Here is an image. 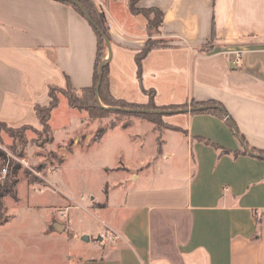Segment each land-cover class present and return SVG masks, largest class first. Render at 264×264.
<instances>
[{
    "label": "crops",
    "instance_id": "1",
    "mask_svg": "<svg viewBox=\"0 0 264 264\" xmlns=\"http://www.w3.org/2000/svg\"><path fill=\"white\" fill-rule=\"evenodd\" d=\"M129 1L96 7L110 44L109 94L137 106L186 107L165 111L161 128L144 119L98 124L85 141H68L35 193L48 201L36 206L42 238L67 248L64 264H264V159L244 149L264 152V0H137V9L162 13L152 39L166 43L146 54L140 76L135 58L149 39L147 19ZM95 30L62 0H0V123L40 130L35 108L49 105L50 87H90ZM191 103H215L224 117L179 112ZM66 111L62 124L87 128L83 112ZM76 148L106 149L98 193L79 199L55 180ZM73 209L96 221L79 233L94 255L68 248L77 237Z\"/></svg>",
    "mask_w": 264,
    "mask_h": 264
},
{
    "label": "rangeland",
    "instance_id": "2",
    "mask_svg": "<svg viewBox=\"0 0 264 264\" xmlns=\"http://www.w3.org/2000/svg\"><path fill=\"white\" fill-rule=\"evenodd\" d=\"M86 1L99 16L100 13L96 8L97 1ZM158 40L154 38L149 42L153 43ZM56 91L64 92L66 87ZM56 94L60 96L58 92ZM62 100L63 105L53 116L50 125L53 142L46 137L42 127L40 130L28 127L13 129L0 125V151L5 154V160H0V264H64L62 255L67 248L54 247L40 234L42 209L36 210V206L48 205V201L46 196L40 197L35 193L42 191L47 185L46 178L60 163L68 141L73 140L79 134H81V140L85 141V138L95 132L98 124L103 127L106 125L130 127L134 121L141 119L140 114H145L147 110L157 112L161 121L166 114L159 108L146 109L144 107L129 108L131 112L109 110L110 113L103 117L90 119L88 114L83 112L85 120L89 121L87 128L84 127L83 130V126L79 129L73 125L62 124L63 120H68V116L65 115L68 113L66 111L68 105L65 99ZM148 143L149 138H147L146 145ZM106 147H108L107 143L104 145V148ZM105 150L85 152L76 148L73 155L66 157L64 166L58 170L55 180L70 198L79 199L81 195L98 193L101 182L98 167L99 163L106 158L103 157ZM9 164L17 167L13 181V190L16 194L10 195L4 193L8 190L6 176ZM37 217L40 218L39 223H37ZM70 217L75 220L74 233L77 236L68 247L71 254H79L84 258L94 255V252L86 250L87 245H82L89 236H83L80 241L79 233L84 230L85 223L96 228L95 219L76 209H73ZM96 239L97 237L93 238L92 244Z\"/></svg>",
    "mask_w": 264,
    "mask_h": 264
},
{
    "label": "trees",
    "instance_id": "3",
    "mask_svg": "<svg viewBox=\"0 0 264 264\" xmlns=\"http://www.w3.org/2000/svg\"><path fill=\"white\" fill-rule=\"evenodd\" d=\"M82 4L87 13L89 14L90 18L92 21L104 32L106 38H108V34L106 31L105 27V22H104V16L100 14L99 16L96 15V12L93 10L92 6L87 3L86 0H75ZM64 4H67L68 6H71L73 9H75L79 14L82 15L81 11L71 2L69 1H62ZM136 2L137 0H130L129 1V7L130 11L133 14H142L146 19H147V30L149 34V39L145 42L144 47L139 51V53L136 55V64H137V69H138V76L141 74V63L143 58L146 56V54L154 48H159V47H165L166 43L163 40H158L156 42L150 43L149 41L153 40L152 37H157L159 36V27L162 22V13L159 10L156 9H151V10H139L136 8ZM95 35L97 38V51H96V58H95V63H94V69H93V83L90 87L83 88L80 90H75L72 88V86L67 82L66 84V91L60 92L56 91L57 87H50L49 88V98H50V103L46 107H40L36 106L35 108V114L41 124V127L43 129V132L45 133L46 137L49 139L52 138V130L49 125V120L51 116V112L57 108L58 103H59V97L56 94L58 92L60 95L65 97L67 104L70 108L75 109L79 112H86L90 119L94 118H100L103 117L105 114L110 113L109 110L102 109L97 102L96 95H95V87L98 82V68L100 63L105 59L106 56V45L101 37V35L95 30ZM98 98L103 107L107 108H120V109H129V108H146V109H155L157 108L154 106L152 103H149L148 106H137L133 104H129L123 101H118L113 99V97L109 94L108 90V65H105L102 68L101 71V79L99 83V89H98ZM152 96V94H150ZM213 105L215 106L216 104L214 103H205V104H195L192 103V107H200V106H210ZM186 106H171V107H162L159 109H162V111H171V110H178V109H183ZM148 111V110H147ZM192 114H201V113H212V114H217L220 117H224L223 113H219L216 109H205V110H200V111H193L191 112ZM141 119H144L152 124H154L157 127H161L163 123L161 122V119L159 117V114H152V113H145V114H140ZM0 125L6 126L5 124L0 123ZM7 127V126H6ZM27 127V126H25ZM24 128V127H22ZM30 128V127H28ZM104 133V129H100L96 133V138L100 137ZM254 153L264 156V152H259V151H253ZM4 159L5 160V154L0 151V160ZM12 164V163H11ZM9 164V169L8 173L6 176V185L8 187V190H6L4 193L5 194H16L13 190V181L14 177L16 175V169L17 167L15 165Z\"/></svg>",
    "mask_w": 264,
    "mask_h": 264
},
{
    "label": "water",
    "instance_id": "4",
    "mask_svg": "<svg viewBox=\"0 0 264 264\" xmlns=\"http://www.w3.org/2000/svg\"><path fill=\"white\" fill-rule=\"evenodd\" d=\"M62 1H69L71 3H73L80 11L81 13L83 14V16L85 17V19L96 29V31L101 35V37L103 38L104 42H105V45H106V48L108 49V51L110 52V44H109V41L108 39L106 38L104 32L92 21V19L90 18L89 14L87 13L85 7L80 4L79 2L75 1V0H62ZM105 65H108V60H103L100 65H99V68H98V82H97V85L95 87V95H96V99H97V102H98V105L102 108V109H105V110H117V111H120V112H131L132 110H128V109H120V108H107V107H103L99 101V98H98V89H99V83H100V79H101V71H102V68L105 66ZM218 109L220 111L221 108L219 107H216V106H200V107H196V108H191L190 110L189 109H184V110H180L179 112H184V113H187V112H190V111H200V110H205V109ZM144 112V111H142ZM144 113H152V114H157V112L155 111H145ZM164 113H169V112H165ZM232 128H234L233 124L230 122ZM235 130V128H234ZM244 149L247 151L248 154H251V155H254L256 157H259V158H263L264 159V156H261V155H258V154H254L253 152H251L250 150H248L245 146H244ZM55 228H60L58 227L57 225H55L54 229ZM56 230V229H55Z\"/></svg>",
    "mask_w": 264,
    "mask_h": 264
},
{
    "label": "built area",
    "instance_id": "5",
    "mask_svg": "<svg viewBox=\"0 0 264 264\" xmlns=\"http://www.w3.org/2000/svg\"><path fill=\"white\" fill-rule=\"evenodd\" d=\"M97 1V8H101L102 9V5L99 3V0H96ZM234 58L232 60V63L234 66H238L240 64V52H234ZM107 238V236H105Z\"/></svg>",
    "mask_w": 264,
    "mask_h": 264
}]
</instances>
